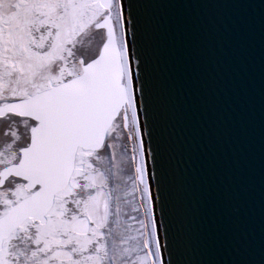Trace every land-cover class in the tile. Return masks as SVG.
<instances>
[{
  "label": "snow or ice",
  "instance_id": "6c2138e0",
  "mask_svg": "<svg viewBox=\"0 0 264 264\" xmlns=\"http://www.w3.org/2000/svg\"><path fill=\"white\" fill-rule=\"evenodd\" d=\"M146 39L137 0H0V264H205L177 259Z\"/></svg>",
  "mask_w": 264,
  "mask_h": 264
},
{
  "label": "water",
  "instance_id": "95a60500",
  "mask_svg": "<svg viewBox=\"0 0 264 264\" xmlns=\"http://www.w3.org/2000/svg\"><path fill=\"white\" fill-rule=\"evenodd\" d=\"M137 3L177 259L264 264V0Z\"/></svg>",
  "mask_w": 264,
  "mask_h": 264
}]
</instances>
